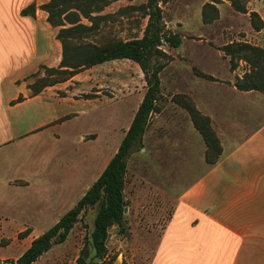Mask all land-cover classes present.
<instances>
[{"label": "rangeland", "instance_id": "374dc122", "mask_svg": "<svg viewBox=\"0 0 264 264\" xmlns=\"http://www.w3.org/2000/svg\"><path fill=\"white\" fill-rule=\"evenodd\" d=\"M108 1L92 14L102 19L82 42L100 46L140 38L147 19L141 11L129 10V7L145 4L146 0ZM239 1L244 3L246 14L235 12L227 0H161L158 3L165 30L178 34L181 44L176 49L162 47L168 58L161 61L165 65L159 73L158 110L149 118L142 148L135 149L127 159L123 188L126 234H120L117 226L111 227L105 242L107 254L95 264H150L177 198L211 167L205 160L206 145L202 136L188 112L175 101H181L183 92L197 82L214 86L208 82L223 83L228 76L234 75L236 79L237 75L243 77L250 71L243 61L236 62V68L231 70L229 57L221 51V47L231 42L255 46L264 37L254 36L249 22V13L256 8L264 18V0ZM208 4L215 7L217 19L204 24L203 12L212 14L205 7ZM71 12L78 13L71 9L61 19ZM78 15L80 24L91 26L89 20ZM67 27L71 24L65 23L61 28ZM59 29L54 28L56 33ZM46 64L42 67L57 69V65L52 66V60ZM40 67L29 78L30 83L48 76L45 68ZM80 73L87 74L76 86L75 99L89 101L85 116L48 128L27 142L15 141L0 149V159L7 158L14 173L21 171L19 174L25 177L27 173H38V178L29 177V182L33 180L29 187L17 189L14 194L19 206H23L21 209L15 207L12 211L0 203V264H14L32 240L76 205L116 153L147 87L139 67L128 60L106 62ZM200 75H213L221 80L212 77L210 81ZM219 98L228 100L223 95ZM81 106L62 105L58 109L60 114H68L81 111ZM33 122L32 115L22 113L20 121L13 124V134L27 131ZM9 129V126L8 129L0 127V137L10 135ZM212 130L221 148L219 136ZM38 184L42 187L40 190L36 189ZM7 195L6 198L12 197ZM45 203V214L37 215L36 206ZM251 205L243 201L234 212L246 219L248 227L253 226L254 245L264 248V208ZM96 211L97 207H92L81 213L65 242L53 245L34 264H75L82 249H87L89 258L92 257L89 239ZM263 259L264 256L255 253V264L262 263Z\"/></svg>", "mask_w": 264, "mask_h": 264}, {"label": "crops", "instance_id": "0c3cea01", "mask_svg": "<svg viewBox=\"0 0 264 264\" xmlns=\"http://www.w3.org/2000/svg\"><path fill=\"white\" fill-rule=\"evenodd\" d=\"M48 1L0 0V127H10V135L0 137V149L15 141L27 142L48 128L86 115L89 101L75 97L76 86L87 73L30 96L31 75L49 60L52 66H58L61 60L56 31L48 24L47 14L39 9ZM31 4L35 6L34 15L22 16L21 11ZM253 12L264 20L257 8ZM254 34L262 37L264 29ZM257 42L255 46L264 49V37ZM229 77L223 83L208 82L216 87L197 82L183 92L210 120L222 151L218 162L177 198L150 264H255V253L264 256V248L254 245L253 226L248 227L246 219L234 212L246 200L253 203L251 206L264 208V95L237 90L235 76ZM20 96L23 100L13 103ZM62 105H82V110L60 114L58 108ZM22 113L33 116V125L14 135L13 124L20 121ZM6 161L0 159V203L14 211L15 207H23L14 197L16 190L29 187L33 183L29 177L35 179L38 173H27V177L19 174L21 171L14 173ZM203 165L206 168L204 161ZM40 188L38 184L36 189ZM7 193L12 197L6 198ZM46 204L36 206L37 215L45 214ZM258 264H264V259Z\"/></svg>", "mask_w": 264, "mask_h": 264}, {"label": "trees", "instance_id": "16d2710c", "mask_svg": "<svg viewBox=\"0 0 264 264\" xmlns=\"http://www.w3.org/2000/svg\"><path fill=\"white\" fill-rule=\"evenodd\" d=\"M160 1L146 0L145 4L129 7V10L141 11L142 16L147 19L140 38L126 41L116 40L100 46L83 43L82 38L97 29L98 21L102 18L93 17L92 14L100 11L103 5L109 3L108 0H49L39 7L47 14L48 24L52 28H60L55 38L61 45V60L57 69L40 67V69L45 68L48 76L39 78L37 83L28 85L31 97L38 95L47 87L66 82L86 69L117 60L134 62L143 74L147 87L116 153L108 161L95 182L73 208L61 216L50 229L31 241L30 246L14 264H34L53 245L65 242L80 214L88 208L97 207L89 239L93 256L89 258V251L82 249L75 264H94V258H98L100 261L104 259L107 254L105 242L111 227L117 226L120 234H126L127 226L123 215L125 208L123 188L127 159L135 149L142 148V140L149 118L158 110L156 104L160 92L159 73L165 65L161 61L168 58L162 47L176 49L181 44V37L178 34L168 33L164 28L162 11L158 5ZM227 1L231 3L235 12L247 13L244 3L242 4L239 0ZM205 7L210 9L212 14L203 12V23L210 24L217 19L216 9L210 4ZM71 9L76 10L83 18L89 20L91 26L80 24L79 15L76 12H71L61 19L62 15ZM34 12L35 6L31 4L24 8L20 14L33 16ZM249 22L255 32L264 29V21L256 12L249 13ZM65 23L71 24V27L61 28ZM221 51L229 57L231 70H234L236 62L240 61L247 63L250 67V71L243 77L235 79L234 87L242 92L255 91L264 95V49L246 43L231 42L221 47ZM200 76L213 81L212 77L207 75ZM181 96H183L181 101H175V103L188 112L195 129L205 142V160L209 166H214L221 155V148L219 140L211 128L210 120L195 108L188 96ZM22 100L23 98L20 96L13 103H19Z\"/></svg>", "mask_w": 264, "mask_h": 264}, {"label": "water", "instance_id": "95a60500", "mask_svg": "<svg viewBox=\"0 0 264 264\" xmlns=\"http://www.w3.org/2000/svg\"><path fill=\"white\" fill-rule=\"evenodd\" d=\"M126 212H127V209L124 208V209H123V215H124V217H125V215H126ZM125 223H126V221H125ZM116 233H118V232H116ZM108 236H109V235H107L106 240L109 238ZM98 261H99L98 258H94V259H93V263H94V264L97 263Z\"/></svg>", "mask_w": 264, "mask_h": 264}]
</instances>
